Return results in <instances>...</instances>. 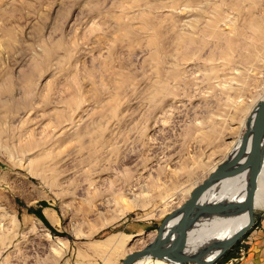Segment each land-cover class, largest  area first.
Returning <instances> with one entry per match:
<instances>
[{"label":"rangeland","instance_id":"374dc122","mask_svg":"<svg viewBox=\"0 0 264 264\" xmlns=\"http://www.w3.org/2000/svg\"><path fill=\"white\" fill-rule=\"evenodd\" d=\"M251 19L264 32V0H0V264H119L153 241L263 96ZM29 141L56 174L20 165ZM215 262L264 264V211Z\"/></svg>","mask_w":264,"mask_h":264},{"label":"bare ground","instance_id":"6f19581e","mask_svg":"<svg viewBox=\"0 0 264 264\" xmlns=\"http://www.w3.org/2000/svg\"><path fill=\"white\" fill-rule=\"evenodd\" d=\"M143 19L146 20V25L150 26L153 32L154 36L151 34L153 38L151 37L152 40L150 44L151 46H155L157 48V52L154 55V59L156 60V62H158L159 49H160L159 43H160V38H161L160 28L157 25H151L152 23L150 19H147V17H143ZM248 27L252 30V32H254V36L256 38L264 34L261 25L254 19H251L250 21H248ZM127 31L128 30L124 29V33L125 32L127 33ZM207 33L211 37H215V38L221 37L220 35L221 33H219V31L215 28L214 23H210L207 29ZM230 33H233L234 35L230 37V39H227L226 41L227 49L229 50L234 43V38L236 36H239L240 32H239V29L237 30V28L234 26L230 29ZM8 39H7L8 41H6L7 47L11 44L10 34L8 35ZM192 40L193 38L189 36L179 38V45L181 44L191 45ZM222 56L224 57V60L228 61L227 60L228 50L225 51ZM223 63L224 65L227 64L226 62H223ZM125 81H126V77H122L121 80H119V82L117 83V87L121 88L123 84L125 85ZM157 83H158V88L156 87L154 91V96L157 95L159 92L166 90L164 83H161V82H157ZM27 84L30 85V80L27 81ZM262 95H264V93ZM260 100L257 102H260ZM70 103L75 104L76 101L72 100V102ZM109 105H112V109H114L113 105H116V97L111 99V101L109 102ZM255 106H251L252 108V109L250 108L251 113ZM80 108L82 109V107ZM236 111L245 112V107L239 106L236 108ZM76 114H79V113H76ZM249 114H250V110L248 111L247 116ZM251 120L252 118L249 121L248 118L246 117L245 120L242 122L241 127L246 128V130L248 127L250 128ZM72 124L74 125V123ZM57 131H60V130L58 129ZM62 132L63 131H61V133ZM58 138H59L58 135L57 137L54 136L53 139H50L47 145L51 144V142H53L55 139H58ZM242 138L243 136H240L239 139L235 141V146L233 147V151L229 153L226 161L222 162V160H220V162H218L217 164L223 165L229 162L233 154L240 147L241 141L243 140ZM249 138H250V134L248 135V138L246 142L244 143V154H243L242 159H244L247 155ZM260 149H261V156H260L259 163H258L259 165L258 171L255 177V187L251 195L249 206L240 207L239 203L247 199L246 194H247V190L249 186L248 177H249V173L251 170L250 167H248V169L244 170L243 172L233 175L232 177L222 178V179L217 180V182H214V184L206 192L202 194L200 201H198L197 203V205H199L200 207L202 206L204 207L207 205L228 204V203H233V202L238 203V204L233 205L224 211H219L217 214L213 216L206 217L202 219V221L197 222L196 224L191 226L189 229H187V232L182 237L177 239L178 246L180 247V250H179L180 255L171 254L169 257L165 259L157 258V257L152 258V257L147 256V257L139 259L133 264H215L216 263L215 261H217L219 257L227 249L230 248V247L227 248L226 246L227 241L230 238H232L237 231H240L242 228L246 226L247 222L249 221V217H251L252 219L255 211H264V135L262 138ZM17 150L21 152L20 153V157H21L20 165L29 169V171H31L34 176H37L39 178H42V177L44 178L45 173L47 172L54 175L56 167H54L53 165V161L51 157L52 155H50V153L46 151L45 147L43 146L39 147L38 145H34V143L32 145V141H29L25 146L19 147V149ZM217 164L213 165L212 168H210L208 174H210L216 168ZM193 187H191L186 192L187 196ZM180 206H177V207H180ZM178 218L179 217L170 219L167 223V226L169 227L170 224L176 222ZM33 220L36 221V224L40 228H43V226L38 220H36L35 218H33ZM251 224H252V221H251ZM250 226L246 229L245 233L248 231ZM44 231L46 232V236L50 237L48 235V231L45 229ZM244 234H242L241 236H243ZM119 237L120 236L111 235L109 238H107L103 242V244L107 246V245L115 244L117 242L119 243L120 242ZM236 241L237 239H235L234 243H236ZM166 245L169 246L170 242L167 243ZM96 250H98V248H96ZM132 251L133 250H130V252ZM152 259H153V262H151Z\"/></svg>","mask_w":264,"mask_h":264},{"label":"water","instance_id":"95a60500","mask_svg":"<svg viewBox=\"0 0 264 264\" xmlns=\"http://www.w3.org/2000/svg\"><path fill=\"white\" fill-rule=\"evenodd\" d=\"M247 118L249 121L252 118L250 128L248 127L243 133V140L241 141L240 147L233 154L229 162L223 165L217 164L216 168L202 179L199 185H196L190 190L185 202L180 207L170 211V213L159 222L155 229L156 234L153 241L143 245L139 250L125 254L119 261V264H133L139 259L147 256L165 259L171 254L180 255V247L178 246L177 239L182 237L187 232V229L206 217L213 216L219 211H224L227 208L238 204L233 202L200 207L197 203L200 201L202 194L206 192L214 182H217V180L232 177L233 175L248 169V167H250L251 170L248 177L249 186L246 194L247 199L240 202L239 206H249L251 195L255 187V177L261 156L260 146L264 135V95ZM249 134L248 152L246 157L242 159L244 154V143ZM175 217H179L178 220L170 224L168 227V221ZM251 221L252 219L249 217L246 226L240 231H237L234 236L227 241V248L231 247L235 239H238L245 233L246 229L251 225ZM169 242L170 245L167 246L166 244Z\"/></svg>","mask_w":264,"mask_h":264}]
</instances>
